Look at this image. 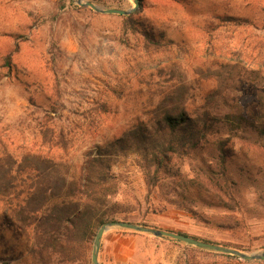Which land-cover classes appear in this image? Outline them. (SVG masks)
<instances>
[{"label":"rangeland","instance_id":"rangeland-1","mask_svg":"<svg viewBox=\"0 0 264 264\" xmlns=\"http://www.w3.org/2000/svg\"><path fill=\"white\" fill-rule=\"evenodd\" d=\"M82 2L135 7L133 0ZM134 12L155 38L163 37L161 46L124 31L118 15L96 13L77 0H0V158L49 154L77 170L85 153L119 137L135 119H150L180 87L183 108L196 115L225 69L264 75V0H139ZM245 87L232 90V102L255 115V95ZM46 129L66 151L61 142L52 148L44 141ZM223 134L219 128L191 156L173 158L170 174L153 190L132 156L119 160L113 169L120 181L113 199L119 211L155 229L262 253L264 150L244 132L227 144L230 157L222 167L215 142ZM2 210L0 203V264H33L25 257L28 233L9 227ZM123 231L103 235L99 264H264Z\"/></svg>","mask_w":264,"mask_h":264},{"label":"trees","instance_id":"trees-1","mask_svg":"<svg viewBox=\"0 0 264 264\" xmlns=\"http://www.w3.org/2000/svg\"><path fill=\"white\" fill-rule=\"evenodd\" d=\"M135 14L119 16L123 30L132 35L141 34L152 47L161 46L163 37L155 38L152 28L136 20ZM216 77L217 89L205 98L204 111L188 114L183 108L184 91L180 87L157 104L150 119H135L119 137L95 145L85 153L77 170L72 171L71 166L49 154L28 153L19 160L8 155L1 157V218L14 230L28 233L30 244L25 257L32 259L33 264H92V243L103 224L129 222L155 229L134 221L129 213L119 211V203L113 201L120 186L119 176L113 169L129 155L142 173L146 188L153 190L161 176L170 174L168 165L173 158L191 156L212 141L219 134V128L224 129V134L215 143L222 167L230 157L227 144L244 138V132L250 131L256 137L254 146L264 150V75L255 70L244 72L234 66ZM240 84L255 95V115L251 108L232 102L230 94ZM41 134L45 142H53L52 148L61 142V149L66 151L62 140L54 141L48 129ZM208 182L216 187L212 180ZM228 199L227 208H234L232 196L228 195ZM123 232L143 235L129 230Z\"/></svg>","mask_w":264,"mask_h":264},{"label":"water","instance_id":"water-1","mask_svg":"<svg viewBox=\"0 0 264 264\" xmlns=\"http://www.w3.org/2000/svg\"><path fill=\"white\" fill-rule=\"evenodd\" d=\"M133 3L135 5L134 8L128 9V10H120V9H104L90 2L83 3L82 0H77L78 5L90 8L96 13L105 14V15H118V16H128L132 14L135 11V9L138 7L139 0H133ZM114 228L134 231V232L142 233V234H148L155 238H168V239L174 240L175 242L184 243L187 246L195 247L198 249L214 251V252H218V253H222V254H226L230 256H235L244 261H264V251L260 254H254V253L245 254L238 250L201 242V241H198L196 239H193L189 236L182 235V234H175L172 232L150 229V228L143 227V226H140L134 223H129V222H109V223L103 224L97 230L94 236L92 249H91V263L92 264H99L98 253L100 249L101 239L107 231L114 229Z\"/></svg>","mask_w":264,"mask_h":264}]
</instances>
